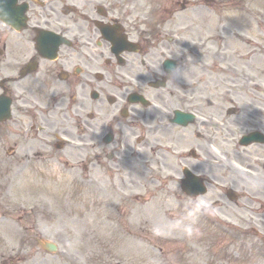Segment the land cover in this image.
I'll use <instances>...</instances> for the list:
<instances>
[{
    "label": "rangeland",
    "instance_id": "374dc122",
    "mask_svg": "<svg viewBox=\"0 0 264 264\" xmlns=\"http://www.w3.org/2000/svg\"><path fill=\"white\" fill-rule=\"evenodd\" d=\"M121 1L131 19L146 29L157 33L168 27L184 43L194 40L195 56L223 57L225 66L236 59L239 73L245 68L246 82L257 79L263 85L254 91L240 82L233 102L227 100L230 96L224 88L207 112L230 115V123H258L242 131L264 130L259 124L264 118V106L259 105L264 101V0ZM183 3L185 11L180 8ZM175 23L177 27L171 29ZM198 41L206 51L195 49ZM243 51L248 53L245 58ZM254 105L258 118L245 117ZM152 108L160 123H168V109ZM85 127L69 125L66 136L75 143L66 145L56 158L25 159L10 153L11 134L1 138L0 264H264V223L258 230L242 224L240 218L223 217L213 204L225 198L217 182L209 184L204 197H186L178 187L181 173L171 170L177 157L169 139L158 145L162 153L158 166L145 163L117 169L119 158L111 161L106 156L100 165H90L91 141ZM201 129L198 126L197 132ZM131 132L128 137L137 150ZM181 142L176 155L187 151L188 143ZM207 142L206 138L195 142L200 157L212 152ZM247 199L257 201L251 193ZM40 241H53L59 249L49 253Z\"/></svg>",
    "mask_w": 264,
    "mask_h": 264
},
{
    "label": "flooded vegetation",
    "instance_id": "af4514ba",
    "mask_svg": "<svg viewBox=\"0 0 264 264\" xmlns=\"http://www.w3.org/2000/svg\"><path fill=\"white\" fill-rule=\"evenodd\" d=\"M124 7L121 0H32L26 30L15 34L0 27V112L7 102L10 112L8 121H0L10 123L0 124V140L8 132L14 155L52 158L59 155L60 139L69 125L83 123L90 134L91 163L100 165L101 158L110 154L119 158L117 168H134L145 163L158 166L162 157L158 145L169 139L177 157L171 164L173 172L188 167L207 176L208 182H217L223 193L239 192L240 200L233 205L215 199L219 213L243 223L264 221V211L246 200L250 193L258 200L264 198V143L239 142L242 130L258 123H230V115L207 112L210 96L224 88L229 101L238 99L240 82L247 86L252 80L245 81V68L239 73L236 59L225 66L223 57L195 56L193 41L172 42L162 40V33H145ZM125 39L136 43L137 52L125 48ZM195 49L207 50L205 45ZM167 58L175 61L170 72L164 66ZM251 89L257 90V85ZM134 94L168 109L167 120L182 111L214 123H160L156 110L142 99L135 100ZM256 107L248 114L251 118H256ZM228 111L231 114L233 109ZM197 126L202 127L200 132ZM130 129L137 150L130 143ZM107 134L113 135L112 143L106 142ZM204 138L215 145L214 152H203L201 157L184 151L176 155L181 141L193 148ZM70 142L71 147L75 141ZM111 145L112 151H107ZM146 145L151 148L148 156Z\"/></svg>",
    "mask_w": 264,
    "mask_h": 264
},
{
    "label": "water",
    "instance_id": "95a60500",
    "mask_svg": "<svg viewBox=\"0 0 264 264\" xmlns=\"http://www.w3.org/2000/svg\"><path fill=\"white\" fill-rule=\"evenodd\" d=\"M253 136V135H252ZM256 136V135H255ZM192 175V174H191ZM199 186V185H198ZM201 186H199V188H200ZM202 192L204 193L205 191H203V189H202ZM43 247H45V248H47L48 250H50V251H55L56 249H57V247L56 246H54L53 244H51V243H46V244H44L43 245Z\"/></svg>",
    "mask_w": 264,
    "mask_h": 264
}]
</instances>
